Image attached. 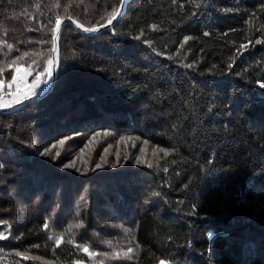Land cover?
I'll return each instance as SVG.
<instances>
[{
  "label": "trees",
  "instance_id": "obj_1",
  "mask_svg": "<svg viewBox=\"0 0 264 264\" xmlns=\"http://www.w3.org/2000/svg\"><path fill=\"white\" fill-rule=\"evenodd\" d=\"M121 1L0 0L1 92L49 71L57 16L97 26ZM261 85L264 0L65 23L51 89L0 112V264H264Z\"/></svg>",
  "mask_w": 264,
  "mask_h": 264
},
{
  "label": "water",
  "instance_id": "obj_2",
  "mask_svg": "<svg viewBox=\"0 0 264 264\" xmlns=\"http://www.w3.org/2000/svg\"><path fill=\"white\" fill-rule=\"evenodd\" d=\"M126 2L127 0H122L121 1V4L119 6V9H118V15L115 19L112 20L111 23H108V20L100 25H97V26H92V27H95L98 29V31H95V32H87V33H97V32H101L109 27H111L119 18L120 16L123 14V12L125 11V7H126ZM61 19V25H60V29H59V32L58 33H54L53 35V38L55 35H58V37H60V34H61V31H62V28H63V25L65 23H71L68 21V17H65V18H60ZM73 21H75L76 23H72L75 28L83 31V32H86L84 31L85 28H92V27H87V26H84L81 28V27H77V24H80L79 22H77L75 19L72 18ZM82 25V24H80ZM54 47V45H53ZM55 47L57 48V51H53L52 49V56H51V59L53 61L52 64L49 65V70L51 71V75L47 77V81L43 87V89H41L40 91L36 92V93H33L29 96H27V98H24V99H21L19 103H13V104H10V105H7L5 107H0V112L2 111H9V110H12L14 108H17L23 104H25L26 102H29V101H32L36 98H39L41 96H43L46 92H48L53 83H54V80H55V77H56V70H57V65H58V62H59V39L58 41L56 42V45Z\"/></svg>",
  "mask_w": 264,
  "mask_h": 264
},
{
  "label": "snow or ice",
  "instance_id": "obj_3",
  "mask_svg": "<svg viewBox=\"0 0 264 264\" xmlns=\"http://www.w3.org/2000/svg\"><path fill=\"white\" fill-rule=\"evenodd\" d=\"M197 6H198V5H197ZM36 7H39V5H36ZM57 7H59V5H57ZM118 14H119V13H118L117 10H114L112 13H110V14H109V20H108V23H111L112 20L115 19V18L117 17ZM102 19H103V17H102ZM68 21L71 22V23H76L75 21L72 20V17H71V16L68 17ZM60 25H61V19L59 18V16H57L56 21H55V28H54V29H51V31H52L53 33H58V32H59V29H60ZM77 27H81V28H82L83 25L77 24ZM153 27H155V26H153ZM84 31H86V32H95V31H98V29L95 28V27H92V28H85ZM58 39H59L58 35H55L54 38H53V40H52V43H53V45H54V47H53V51H57V48L55 47V45H56V42L58 41ZM186 39H188V38H186ZM261 42H262V41H259V40L256 41V43H261ZM7 47H8L9 49H11V48H12V45H7ZM28 55H29L28 52H24V53H23V57H27ZM23 57H21V59H22ZM48 63H49V64H52L53 61H52V60H49ZM0 71H3V70L0 69ZM21 71H22V69H21L20 67H17V68H16L17 76H19V74L21 73ZM29 74H30V72H28L27 70L24 71V76H27V75H29ZM47 74L50 76V75H51V71L49 70ZM17 76H10V80H11L12 83H15V81H16V79H17ZM24 76H19V78H20L21 80H23V79H24ZM39 79H40V78L37 77V82H39ZM3 86H4L3 81H0V88H3ZM8 86L11 87V83H10ZM261 86L264 87V85H261ZM30 91H31V90H30ZM25 98H27V94H26ZM14 99H15V102H16V103H19V102H20V98H19V97H15ZM5 106H7V105L0 103V107H5ZM60 143L63 144L64 142L61 141ZM161 151H163L165 155H168V154H169L167 150L161 149ZM57 154H58V153H57ZM0 166H2V165H0ZM67 166H72V165H66V167H67ZM164 170L167 171V168H165ZM81 226H82L81 224H76V225L70 226L69 230H71V227H81ZM44 227H45V229H47V228H48V225L45 224ZM9 228H10V225H9ZM3 238H4L3 234H0V239H3ZM50 238H51V237H50ZM59 242H60V240L57 239V243H59ZM106 243L109 245V247H112L111 241H107ZM83 250H84L85 252H88L89 256H95V255H97V253H95V252H89L87 247H84ZM127 251H128V253H131V252L133 251V249H132L131 247H129ZM17 255H22V254H21V253H17ZM105 255H107V254H105ZM114 258H119V254H118V253L115 254V255H114ZM125 258H127V259H131V256H129V255L126 254V255H125ZM159 264H166V261H164V260H160V261H159Z\"/></svg>",
  "mask_w": 264,
  "mask_h": 264
},
{
  "label": "rangeland",
  "instance_id": "obj_4",
  "mask_svg": "<svg viewBox=\"0 0 264 264\" xmlns=\"http://www.w3.org/2000/svg\"><path fill=\"white\" fill-rule=\"evenodd\" d=\"M21 69H22V71L19 74V76H24V71L25 70L30 72V74L27 75V76H24V79L21 80L19 78V76H17V73H16L15 76H17V79H16L15 83L11 82V87L8 86V88L12 91V93L10 95H8V94L7 95L8 96H12V97L9 98L6 95V92L2 93L1 90H0V103L7 105V104H10V103H13L15 101V99H14L15 97L21 98L22 96H26V94L27 95L32 94L41 85V83L46 80V76H47L46 74L48 73V70L40 72L32 80L31 77H32V74L34 73V70L31 68V65L25 66V67H21ZM37 77L40 78L39 82H37ZM0 81H2V80H0ZM12 87H14V88H12ZM3 94H5V96ZM77 264H86V262L85 261H78Z\"/></svg>",
  "mask_w": 264,
  "mask_h": 264
}]
</instances>
